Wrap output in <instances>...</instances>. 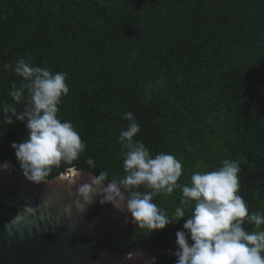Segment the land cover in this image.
<instances>
[{
  "label": "trees",
  "instance_id": "trees-1",
  "mask_svg": "<svg viewBox=\"0 0 264 264\" xmlns=\"http://www.w3.org/2000/svg\"><path fill=\"white\" fill-rule=\"evenodd\" d=\"M20 59L67 74L57 117L85 145L46 180L72 169L123 177L126 112L140 127L134 141L153 158L166 152L181 162L180 186L224 160L239 165V186L246 175L264 174V0H0V107L18 111L24 104L8 92L23 81L3 65ZM26 138L24 123L0 121V161L21 171L11 145ZM244 190L249 215L264 214V180ZM181 198L182 187L155 195L173 224L131 230L122 246L141 237L175 242L184 223H176L175 209L183 207L187 219L194 206ZM243 227L264 230L247 221ZM151 264H175V256Z\"/></svg>",
  "mask_w": 264,
  "mask_h": 264
},
{
  "label": "clouds",
  "instance_id": "clouds-1",
  "mask_svg": "<svg viewBox=\"0 0 264 264\" xmlns=\"http://www.w3.org/2000/svg\"><path fill=\"white\" fill-rule=\"evenodd\" d=\"M3 69L22 78L19 87L13 83L8 95L24 107L18 111L13 105H3L0 121L5 125L17 121L25 124L27 138L13 142L11 147L25 178L40 184L54 166L62 162L71 165L85 147L73 125L57 117L61 97L69 92L65 83L67 74L51 73L23 59L5 63ZM124 119L129 122L119 137L124 176L111 181L107 172L91 176L77 187L76 207L83 210L85 204L94 203L99 196L100 204H111L124 215L125 222L155 232L173 221L153 202V197L161 192L171 194L176 187H182L181 205L194 202V206L187 219L183 207L175 209L176 223L184 220L175 233L176 249L172 253L175 264H264V230L249 232L243 227L247 221L260 228L264 225V214L249 215L247 204L237 195L239 165L224 160L218 170L195 172L190 186H180L177 181L182 174L181 162L166 152L153 158L142 142L133 140L140 131L134 114L126 112ZM87 164L95 167L92 159ZM3 167L7 169L8 164ZM75 174L81 175L79 171ZM141 186L150 191H139ZM143 257V251L137 249L128 252L125 259Z\"/></svg>",
  "mask_w": 264,
  "mask_h": 264
},
{
  "label": "water",
  "instance_id": "water-1",
  "mask_svg": "<svg viewBox=\"0 0 264 264\" xmlns=\"http://www.w3.org/2000/svg\"><path fill=\"white\" fill-rule=\"evenodd\" d=\"M91 176L72 169L35 184L0 161V264H151L173 255L176 243L158 237L136 238L123 247L138 226L125 222L111 204H100L99 196L83 210L77 208V187ZM262 180V173L246 175L238 195L244 199L245 185ZM137 249L143 259H125Z\"/></svg>",
  "mask_w": 264,
  "mask_h": 264
}]
</instances>
